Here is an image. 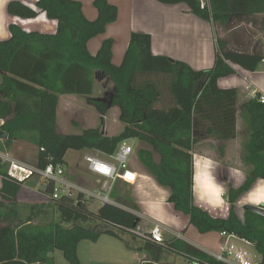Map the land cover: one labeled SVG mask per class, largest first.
<instances>
[{"label": "trees", "instance_id": "16d2710c", "mask_svg": "<svg viewBox=\"0 0 264 264\" xmlns=\"http://www.w3.org/2000/svg\"><path fill=\"white\" fill-rule=\"evenodd\" d=\"M158 1L185 2L195 15L222 25L235 16L264 14V0H209L204 8L201 0ZM93 4L98 16L90 20L78 0H39L37 9L20 1L9 3L13 15L33 18L44 11L57 20L58 27L56 33L49 34L26 32L11 24V37L0 40V122L8 133V138L0 141V149H11L15 140L33 143L38 148L35 166L45 168L50 163L66 165L71 149L113 154L123 140H140L147 146L139 148L138 157L157 182L169 188L168 201L174 208L188 215L190 224L202 233L224 231L252 242L261 256L259 264H264V216L245 210L240 218L235 211L238 198L258 179H264L261 94L243 105L248 126L244 161L250 172L241 187L228 190V217H215L194 203L193 157L203 130L218 140L221 155L227 141L237 137L238 90L222 89L218 80L234 74V65L255 71L264 56L227 50L226 41L218 36L213 67L197 71L186 62L154 55L151 35L133 32L122 64L115 65L112 38L102 42L96 55L89 51L88 41L117 20L119 9L108 0H94ZM97 71L115 83V93L108 101L90 97ZM67 94L90 97L102 115L108 106H118L122 131L107 135L102 116L96 127L71 134L59 132V99ZM8 170L9 163L0 157V264H55L51 253L56 250L63 252L69 264H81L78 248L84 240L96 241L102 233L139 236L132 229L140 218L115 204L104 203L96 212L88 209L86 201L66 195L49 203L18 202L23 183L13 180ZM54 187V182L47 183L45 192L52 195ZM97 222L113 227L97 231L81 225ZM143 239L151 255L144 264L160 262L165 249L185 255L188 261L226 264L180 239L161 243Z\"/></svg>", "mask_w": 264, "mask_h": 264}, {"label": "crops", "instance_id": "0c3cea01", "mask_svg": "<svg viewBox=\"0 0 264 264\" xmlns=\"http://www.w3.org/2000/svg\"><path fill=\"white\" fill-rule=\"evenodd\" d=\"M11 1H20L29 7L37 9L39 0H0V40H6L11 37V24L18 25L26 32L56 33L58 22L55 19H50L46 12L39 11L38 15L33 18L13 15L8 11V5ZM78 1L82 2L83 13L88 19L94 20L97 18L98 10L93 4L94 0ZM108 1L118 7V18L107 26L103 34L91 38L88 41V48L91 54L96 55L102 42L106 38H112L114 40L113 63L115 65L122 64L133 32L151 35V51L154 55H165L174 60L186 62L191 68L199 71L209 69L215 63L218 37L217 28L219 29L220 27L222 30L232 23V21L238 19H242L239 23L241 26L248 25L254 28L261 26L264 28V14L235 16L229 23L222 25L220 23L214 24L210 20L195 15L185 2L166 4L158 0ZM249 17H263V23L246 22ZM235 28L232 27L230 31H234ZM220 37L227 41V46L232 45L229 44V39L226 36H222L220 33ZM246 49H248L246 53L264 56V38L261 42L249 40ZM230 50L236 51L234 47ZM234 66L236 72L220 78L218 86L222 89L236 88L238 90L237 137L227 141L225 153L221 155L217 149L218 140L206 135L203 130L200 140L193 149L194 203L208 211L211 215L224 218L228 217L231 210V204L226 196L229 188L241 187L250 172V166L244 161L248 126L244 118L243 105L255 98L258 93L264 96V58L255 71H248L238 65ZM97 74L98 71L96 72V80ZM96 80L95 86L98 84ZM77 96L71 94L61 95L59 105L62 97L73 98ZM59 105L58 131L63 133L59 124ZM112 107L117 109L119 125L124 127V123L120 120V108L118 106ZM103 116L105 133L107 135L117 134L111 131L109 121L111 118L105 115V113ZM116 127L118 128V126ZM205 127L206 125L203 126V129ZM13 145L7 151L0 149V156L7 154L14 158L10 154V152L13 153ZM87 150L88 154L97 155L103 159L108 158L107 154L97 149ZM137 157L134 158L133 162V169L138 173L137 182L132 184L122 180L114 182L115 184L118 183L119 189H123L127 193L120 194L119 192L116 195V199L111 198L110 195L111 204L118 205L135 213L140 218L139 225L145 229H150L155 222L160 223L165 240L180 239L200 248L215 258L221 252L222 247H228L235 251L242 250L241 248L245 245H251L255 248L252 242L235 235H223L222 232L217 231L200 232L197 227L190 224L188 215L177 211L173 203L168 201L170 196L169 188L159 184L140 161L139 157L138 159ZM88 171L91 172L90 170ZM88 174L79 173L77 182H72L93 192L104 191L109 186V182L105 178L94 173L92 174V172V176ZM125 184L128 186L125 187ZM1 188L2 177L0 176V200ZM45 189L46 183L39 176H34L21 186L17 200L27 205L41 204L47 200L48 195ZM129 190L132 192L133 199L126 197L128 195L131 196ZM246 204L264 206V179H258L249 191L243 193L238 198L235 204V211L240 218L244 216V206ZM86 205L88 206V201H86ZM101 205L102 203L100 202L99 208ZM130 236L133 239L137 240L139 238L141 240L138 251L130 246V241L124 236L118 237L102 233L96 241L92 242L98 245L97 243L103 241L100 244V252L87 244L91 252L84 253L87 257L81 258L80 249L78 248L81 264H131L129 260H132V264H144L150 261L151 255L148 248H145L144 239L140 236ZM51 255L54 257L55 264L61 262V259L57 257V252L54 251ZM178 257L187 260L185 255L165 249L162 253L161 261L155 264H180L177 262ZM260 260L261 256H259L256 262L259 263ZM187 262L189 261L187 260Z\"/></svg>", "mask_w": 264, "mask_h": 264}, {"label": "rangeland", "instance_id": "374dc122", "mask_svg": "<svg viewBox=\"0 0 264 264\" xmlns=\"http://www.w3.org/2000/svg\"><path fill=\"white\" fill-rule=\"evenodd\" d=\"M256 18V19H255ZM255 19V20H254ZM242 19L234 20L232 23H230L226 28L222 29L219 27L217 28V36L220 37V33L222 36H226L229 40V44H232L231 46L225 47V49L230 50L234 47L236 51L246 52L248 49L249 40H255V42H261L264 38V28L257 27L254 28L249 27L248 25H239L240 21ZM246 22H253L255 24L263 23V17H249L247 18ZM232 27H236L234 31H230ZM251 42V41H250ZM227 44V41H226ZM238 49V50H237ZM98 84H96L94 88L93 94L90 96L91 98L100 99V100H109L114 92H115V83L113 80L109 77L103 74L102 71H98L97 74V80ZM90 97L88 96H77L73 98H67L62 97L60 105H59V124L61 127V131L63 133L71 134V133H78L79 130L87 127H96L100 124V119L103 116L101 112L97 109V107L90 102ZM117 109L109 106L107 107L105 111V115H107L110 121V127L111 131H114L113 133H119L122 131L123 127L119 125L118 122V114ZM104 118V116H103ZM78 124V125H77ZM79 126V127H77ZM118 126V128L116 127ZM105 130V129H104ZM134 142L135 145V152L136 150L141 147H146L147 145L144 144L140 140H132V143ZM13 153L12 156L26 164L35 166L36 165V157L38 153V148L36 145L30 142L17 140L13 143ZM90 154V153H89ZM87 149L82 150H75L71 149L66 154V165L65 172H66V178H68L70 181H74L75 183L79 179V173L86 174L89 173V176L91 175V172H89L88 164L86 162V156L89 155ZM133 159V155L131 156ZM131 159V160H132ZM138 159V157H137ZM93 174V173H92ZM110 185L112 186L111 190V198L116 199V195L120 192V194H125L127 191L123 189H119L118 183H114ZM128 186L125 184V187ZM131 196H126L127 198H132V192ZM129 193V192H128ZM133 199V198H132ZM118 200V199H117ZM119 201V200H118ZM100 202L96 199H91L88 201V208L92 211H96L99 208ZM145 221V218H144ZM81 225L90 227L93 229H96L97 231H101L103 229L112 228L113 226L107 223L103 222H97V223H81ZM117 230H119L117 228ZM121 233V232H120ZM122 236H124L128 241H130V246L138 251V246L141 243V240L138 238L133 239L128 233H121ZM91 240H84L79 244L80 249V255L81 258H86L84 253L91 252V249L87 247V244L89 246H93L95 250L100 252V244L103 241H100V243H97L98 245H95V243H92ZM106 247V246H105ZM242 250H247L254 261H257L259 259L260 254L256 251V249L253 246H243L241 248ZM57 257L61 259V262L59 264H69L67 259L64 257L63 252L61 250H56ZM82 261H84L82 259ZM85 262V261H84ZM128 262V260H126ZM131 264L133 263L132 260ZM177 262L180 264H187V260H184L180 257L177 258Z\"/></svg>", "mask_w": 264, "mask_h": 264}, {"label": "built area", "instance_id": "2783aa9c", "mask_svg": "<svg viewBox=\"0 0 264 264\" xmlns=\"http://www.w3.org/2000/svg\"><path fill=\"white\" fill-rule=\"evenodd\" d=\"M201 7L204 8L209 0H201ZM259 100L264 102V96L261 95ZM134 139L123 140L115 153L107 154L108 158L103 159L97 155H87L86 162L88 170L92 173L105 178L109 182V186L104 191L93 192L81 187L66 178L65 167L63 164H48L45 168H39L21 162L12 158L9 155L0 156L4 161L9 163V176L18 183H25L28 179L39 176L46 184L54 182V192L52 195L47 194V200L44 203H49L53 199H57L62 195L70 198L79 199L81 201H89L91 199L99 200L102 204L111 203L110 185L117 180H122L127 183H135L138 179V173L133 169L134 158L137 157V150L135 152ZM134 156L133 159L131 156ZM132 159V160H131ZM264 207V206H262ZM140 237L147 238L156 242H163V228L160 223L155 222L150 229H145L138 225L132 229ZM226 235V232H222ZM216 259L226 264H259L254 261L251 254L247 250H231L228 247H222L221 252L216 255ZM187 264H208L202 263L198 260H189Z\"/></svg>", "mask_w": 264, "mask_h": 264}, {"label": "water", "instance_id": "95a60500", "mask_svg": "<svg viewBox=\"0 0 264 264\" xmlns=\"http://www.w3.org/2000/svg\"><path fill=\"white\" fill-rule=\"evenodd\" d=\"M7 138H8V133L3 130L2 124L0 122V140H6ZM244 209L254 211V212L264 216V207H262V206H257V205H253V204H246L244 206ZM137 221L135 222V225H137Z\"/></svg>", "mask_w": 264, "mask_h": 264}]
</instances>
